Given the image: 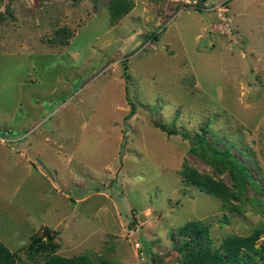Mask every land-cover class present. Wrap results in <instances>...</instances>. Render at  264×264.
I'll use <instances>...</instances> for the list:
<instances>
[{
	"label": "rangeland",
	"instance_id": "1",
	"mask_svg": "<svg viewBox=\"0 0 264 264\" xmlns=\"http://www.w3.org/2000/svg\"><path fill=\"white\" fill-rule=\"evenodd\" d=\"M202 134L258 186L198 156ZM191 220L215 247L264 230V0H0V242L16 264H182Z\"/></svg>",
	"mask_w": 264,
	"mask_h": 264
},
{
	"label": "trees",
	"instance_id": "2",
	"mask_svg": "<svg viewBox=\"0 0 264 264\" xmlns=\"http://www.w3.org/2000/svg\"><path fill=\"white\" fill-rule=\"evenodd\" d=\"M148 39L157 40V34L152 33ZM139 47L130 51L123 63L122 78L124 80V89L126 98L130 102V111L128 116L135 112V105L130 100L129 90V73L127 65V57L132 55ZM174 132V131H172ZM201 146L203 153H197L207 163L217 161L226 167L231 177L236 181V188L241 190L246 185L258 186V183L253 179L247 169L245 163L239 160L228 147L220 149L215 143L207 140L205 134L195 139ZM194 152L195 150L192 149ZM211 153V156H205V153ZM211 158V159H210ZM184 179L210 195L218 197L224 203L226 197H229L228 188H224L222 184L212 180L210 177L200 176L193 170L185 168L182 172ZM180 233L187 237V241L182 244H175L174 250L181 255L182 264H257L258 259L264 257V240L256 247L257 241L264 232L262 228H256L252 233L246 236H228L222 243L215 247L212 244L210 230L207 224L198 220H191L180 227ZM30 253L37 247L33 244L30 248ZM0 264H16V256L5 245L0 242ZM40 264H106V262L96 263L87 254H78L71 257H65L58 254H51Z\"/></svg>",
	"mask_w": 264,
	"mask_h": 264
},
{
	"label": "crops",
	"instance_id": "3",
	"mask_svg": "<svg viewBox=\"0 0 264 264\" xmlns=\"http://www.w3.org/2000/svg\"><path fill=\"white\" fill-rule=\"evenodd\" d=\"M29 142H26V145H24L23 146V159H24V167L25 168H27L28 167V165H27V163H26V157L28 156L27 155V152H28V150L30 149V150H32L31 148H29L30 147V144H28ZM32 153L33 154H37L36 153V151L35 150H32ZM32 170V169H31ZM37 170V173L40 175V176H43L44 177V172L41 170V169H36ZM27 173H31V171L29 170Z\"/></svg>",
	"mask_w": 264,
	"mask_h": 264
},
{
	"label": "water",
	"instance_id": "4",
	"mask_svg": "<svg viewBox=\"0 0 264 264\" xmlns=\"http://www.w3.org/2000/svg\"><path fill=\"white\" fill-rule=\"evenodd\" d=\"M203 0H197V4H202ZM48 174H50L49 170H47Z\"/></svg>",
	"mask_w": 264,
	"mask_h": 264
}]
</instances>
